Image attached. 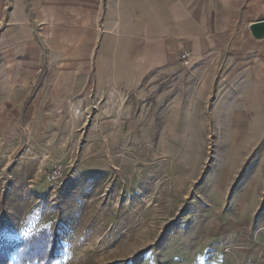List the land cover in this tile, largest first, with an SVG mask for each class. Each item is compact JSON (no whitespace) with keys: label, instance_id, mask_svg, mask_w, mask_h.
<instances>
[{"label":"rangeland","instance_id":"374dc122","mask_svg":"<svg viewBox=\"0 0 264 264\" xmlns=\"http://www.w3.org/2000/svg\"><path fill=\"white\" fill-rule=\"evenodd\" d=\"M78 31L90 32L71 29V53L85 48ZM83 65L91 74L84 89L80 77L60 105L45 94L40 125L34 88L18 139L3 141L0 125V238L54 230L63 249L52 264H264V166H254L263 143L244 148L228 123L186 124L202 112L195 85L164 124L167 107L141 92L148 77L106 95L95 62ZM222 92L210 95L204 115H227ZM6 115L0 110V121ZM35 130L41 139L29 140ZM43 157L65 166L54 190ZM0 264L18 262L12 254Z\"/></svg>","mask_w":264,"mask_h":264},{"label":"crops","instance_id":"0c3cea01","mask_svg":"<svg viewBox=\"0 0 264 264\" xmlns=\"http://www.w3.org/2000/svg\"><path fill=\"white\" fill-rule=\"evenodd\" d=\"M262 20L264 0H0V110L7 113L1 139H18L27 117L20 108L33 88L30 105L40 110L35 126L45 94L58 105L62 96L74 97L77 79L86 78L83 90L91 75L83 64L94 61L95 75L106 80L103 93L124 92L134 82L142 86L148 77L141 92L153 93L157 108H177L180 94L195 85L202 112L186 124L228 123L244 148L263 143L254 163L262 172L264 37L250 30ZM71 29L90 30L77 32L84 50L71 53ZM183 50L190 52L192 69L180 59ZM214 92L227 94L221 100L227 115H204ZM170 110L164 124L173 122ZM41 137L35 130L29 140Z\"/></svg>","mask_w":264,"mask_h":264},{"label":"trees","instance_id":"16d2710c","mask_svg":"<svg viewBox=\"0 0 264 264\" xmlns=\"http://www.w3.org/2000/svg\"><path fill=\"white\" fill-rule=\"evenodd\" d=\"M62 249L57 233L45 228L17 240L0 238V257L14 254L18 264H52L60 258Z\"/></svg>","mask_w":264,"mask_h":264},{"label":"built area","instance_id":"2783aa9c","mask_svg":"<svg viewBox=\"0 0 264 264\" xmlns=\"http://www.w3.org/2000/svg\"><path fill=\"white\" fill-rule=\"evenodd\" d=\"M180 59L185 65L189 62V51L183 50ZM40 170L42 172L44 182L53 190L58 188L64 180L65 166L60 161H50L47 157L40 160Z\"/></svg>","mask_w":264,"mask_h":264},{"label":"water","instance_id":"95a60500","mask_svg":"<svg viewBox=\"0 0 264 264\" xmlns=\"http://www.w3.org/2000/svg\"><path fill=\"white\" fill-rule=\"evenodd\" d=\"M251 33L256 38L264 37V20L250 25Z\"/></svg>","mask_w":264,"mask_h":264},{"label":"bare ground","instance_id":"6f19581e","mask_svg":"<svg viewBox=\"0 0 264 264\" xmlns=\"http://www.w3.org/2000/svg\"><path fill=\"white\" fill-rule=\"evenodd\" d=\"M189 63H190V60H189ZM189 63H188V64H189Z\"/></svg>","mask_w":264,"mask_h":264}]
</instances>
